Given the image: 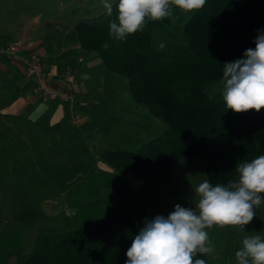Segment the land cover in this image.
Segmentation results:
<instances>
[{"label": "trees", "instance_id": "trees-1", "mask_svg": "<svg viewBox=\"0 0 264 264\" xmlns=\"http://www.w3.org/2000/svg\"><path fill=\"white\" fill-rule=\"evenodd\" d=\"M116 2L111 17L105 10L77 22L80 45L96 51L108 71L124 78L132 99L165 128L135 149L104 151L105 161L115 168L123 163L150 167L168 181L179 160L200 156L206 179L215 185L235 178L238 161L264 155V109L235 113L227 110L220 91L213 96L206 91L222 79L223 63L255 48L257 30L264 29V0H206L185 21L180 38L164 32L163 49L154 44L153 34L170 25L167 18L146 17L143 31L125 40L110 37ZM95 185L87 204L63 214L58 224L39 227L27 252L18 232L0 227V264L12 257L15 264H125L126 251L142 228L138 209L107 206L131 195L120 182L102 177ZM102 188L111 191L101 196ZM197 258L212 264L208 254Z\"/></svg>", "mask_w": 264, "mask_h": 264}, {"label": "rangeland", "instance_id": "rangeland-1", "mask_svg": "<svg viewBox=\"0 0 264 264\" xmlns=\"http://www.w3.org/2000/svg\"><path fill=\"white\" fill-rule=\"evenodd\" d=\"M104 11L103 0H0V27L12 30L25 16L40 15L42 26L45 20L54 18L69 28L84 17ZM193 12L185 14L175 9L174 22L167 18L170 25L153 34L154 44L157 47L162 44L164 32L180 38L183 25ZM111 73L108 95L101 102H88L82 113L84 123L73 124V112L61 106L51 122L65 115L67 118L63 126L50 133L30 127L24 130L23 136L4 135L7 130L0 127V227L7 226L21 235L25 252L30 249L39 227L58 224L63 214H71L75 207L87 204L93 198L89 190L102 177L120 182L131 191L130 196L109 201L107 206L113 211L125 205L138 209L142 227L145 219L152 220L157 215L167 217L177 204L194 208L192 189L206 179L200 156L179 160L171 168L168 181L150 167L123 163L115 168L105 161L104 151L135 149L165 128L145 105L132 99L124 87L125 79ZM221 80L207 86L209 96L220 91ZM35 116L46 126L51 114L44 107ZM110 191L102 188L100 195ZM260 195L264 197V193ZM240 227L214 225L206 229L214 249L208 254L212 264H236L235 253L242 247L243 236H264V204L256 209V216L245 226V232ZM15 263L16 258H10L9 264Z\"/></svg>", "mask_w": 264, "mask_h": 264}, {"label": "clouds", "instance_id": "clouds-1", "mask_svg": "<svg viewBox=\"0 0 264 264\" xmlns=\"http://www.w3.org/2000/svg\"><path fill=\"white\" fill-rule=\"evenodd\" d=\"M205 3L206 0H117V16L109 23V36L125 40L127 35L143 31L146 17L174 22L175 9L187 14L202 9ZM103 7L111 17L112 0H103ZM254 44L255 48L246 49L242 58L223 63L220 92L227 110L235 113L264 109V29L257 30ZM159 47L163 49L164 45ZM235 172V178L227 183L213 185L205 179L192 189L194 208L177 204L167 217L145 219L126 251L125 264H206L197 258L214 250L206 229L239 225V230L245 232L256 209L264 204L260 195L264 193V155L238 161ZM235 260L236 264H264V236H243Z\"/></svg>", "mask_w": 264, "mask_h": 264}, {"label": "crops", "instance_id": "crops-1", "mask_svg": "<svg viewBox=\"0 0 264 264\" xmlns=\"http://www.w3.org/2000/svg\"><path fill=\"white\" fill-rule=\"evenodd\" d=\"M40 19V15L25 16L15 29L0 27V47L20 43L22 50L36 51L42 59L44 71L53 78L70 68L78 98L71 121L73 124L76 121L84 123V107L89 101L101 102L108 95L107 85L112 73L107 69L104 71L101 58L95 52L85 51L81 47L75 29L77 22L68 28L50 18L42 26ZM7 35L12 38H6ZM32 90L33 80L22 75L16 61L0 53V127L7 130L3 132L4 135L13 133L23 136L24 130L30 127L43 128L45 133H50L63 126L66 115L54 123L51 120L61 106L67 107L56 101L39 100ZM44 107L51 114L46 126L41 125L35 116L36 111Z\"/></svg>", "mask_w": 264, "mask_h": 264}, {"label": "built area", "instance_id": "built-area-1", "mask_svg": "<svg viewBox=\"0 0 264 264\" xmlns=\"http://www.w3.org/2000/svg\"><path fill=\"white\" fill-rule=\"evenodd\" d=\"M20 43H9L0 47V53L16 61L22 75L33 80V95L42 101H56L72 112L78 103L75 80L70 68H66L59 77L49 76L43 69L40 55L33 50H22Z\"/></svg>", "mask_w": 264, "mask_h": 264}]
</instances>
